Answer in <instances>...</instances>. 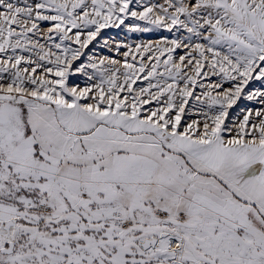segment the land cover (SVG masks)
Instances as JSON below:
<instances>
[{"label": "snow or ice", "instance_id": "6c2138e0", "mask_svg": "<svg viewBox=\"0 0 264 264\" xmlns=\"http://www.w3.org/2000/svg\"><path fill=\"white\" fill-rule=\"evenodd\" d=\"M0 264H264V0H0Z\"/></svg>", "mask_w": 264, "mask_h": 264}, {"label": "rangeland", "instance_id": "374dc122", "mask_svg": "<svg viewBox=\"0 0 264 264\" xmlns=\"http://www.w3.org/2000/svg\"><path fill=\"white\" fill-rule=\"evenodd\" d=\"M159 2H163V0H159ZM162 35L170 36V33L163 32V31H153L151 33H131L128 32L127 29H124L123 26L121 28H110L103 30L101 37H98L97 40L100 41L99 44L97 42H93L94 45H96L95 51L99 52L102 55H109L113 58L122 59L121 56L117 55L115 52V44L116 43H122V44H129L132 45L133 49L136 44L138 43H144L148 41L155 42L158 39L161 38ZM103 39H107L109 41L110 46L112 47V51H109L108 48L102 47ZM89 48H93V45H90ZM126 49L121 48L120 51L123 52ZM139 83V82H138ZM244 105L252 106V102L248 101H240L238 102V105L234 107L233 110L230 111V117L234 116L236 112L239 111L240 107H243Z\"/></svg>", "mask_w": 264, "mask_h": 264}, {"label": "bare ground", "instance_id": "6f19581e", "mask_svg": "<svg viewBox=\"0 0 264 264\" xmlns=\"http://www.w3.org/2000/svg\"><path fill=\"white\" fill-rule=\"evenodd\" d=\"M236 113H237V112H236ZM236 113H235V114H236ZM235 114H234V115H235Z\"/></svg>", "mask_w": 264, "mask_h": 264}]
</instances>
